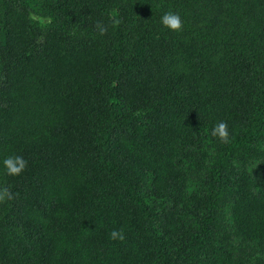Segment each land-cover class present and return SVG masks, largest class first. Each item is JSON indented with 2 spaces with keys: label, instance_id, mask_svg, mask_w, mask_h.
Returning a JSON list of instances; mask_svg holds the SVG:
<instances>
[{
  "label": "trees",
  "instance_id": "16d2710c",
  "mask_svg": "<svg viewBox=\"0 0 264 264\" xmlns=\"http://www.w3.org/2000/svg\"><path fill=\"white\" fill-rule=\"evenodd\" d=\"M5 189L0 264H264V0H0Z\"/></svg>",
  "mask_w": 264,
  "mask_h": 264
},
{
  "label": "clouds",
  "instance_id": "9594fccd",
  "mask_svg": "<svg viewBox=\"0 0 264 264\" xmlns=\"http://www.w3.org/2000/svg\"><path fill=\"white\" fill-rule=\"evenodd\" d=\"M160 24L163 28L169 30L170 32H180L182 31V20L181 17L172 12H166L162 15L160 19ZM99 31L103 34L105 29L98 25ZM212 135L217 137L221 142L228 143L230 138L229 127L226 122H220L215 125L212 129ZM3 168L6 170L8 176H19L27 167V161L21 155H9L2 161ZM5 197L11 199V194L5 189L0 191V200ZM112 240L123 241L125 239L122 230H113L110 234Z\"/></svg>",
  "mask_w": 264,
  "mask_h": 264
}]
</instances>
